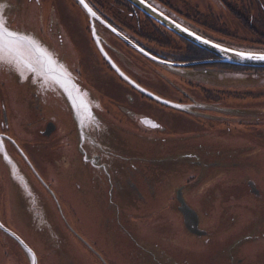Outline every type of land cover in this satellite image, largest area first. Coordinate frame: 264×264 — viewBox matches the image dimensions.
I'll return each mask as SVG.
<instances>
[{
  "label": "flooded vegetation",
  "instance_id": "flooded-vegetation-1",
  "mask_svg": "<svg viewBox=\"0 0 264 264\" xmlns=\"http://www.w3.org/2000/svg\"><path fill=\"white\" fill-rule=\"evenodd\" d=\"M142 1L191 33L215 44L233 49L264 51V0ZM85 3L92 10L91 13L80 0H0V16L11 29L36 38L53 53L56 48L52 29L56 24L63 31L71 33L75 37L71 39L84 52L79 53L81 69L77 76H81L82 81L97 95L95 99L89 98L94 114L90 113L93 122L87 132L96 136L92 139L90 153L99 159L98 164L96 160L89 162L87 154L76 155L83 171L80 170V177L73 176L77 174L74 166L77 160H70L60 140L55 137L60 128L66 130L70 126L69 110L74 115L73 107L60 92L54 93L58 95L56 97L36 89L40 94L33 93L32 101L36 102L32 109L38 118L32 116V109L23 107L22 101V113L13 109L11 118L22 121L26 117L29 122L31 115L34 122L41 119L42 125L35 129L40 138V151L61 153L54 162L55 174H61L59 165H56L60 161V168L67 170L65 174L69 175L67 180L81 178L85 183L84 187H75L80 192L78 195L86 198V203L91 206L89 212L94 215L92 217L102 223L104 239L112 238L106 247L105 240L95 236L101 243L96 241L91 245L94 255L88 250L90 257L96 256L99 264H111L108 258L123 264H264V178L261 175H248L243 185L239 186L238 180L230 177L223 185L224 175L230 173L223 166L236 169L238 165L230 161L231 147L225 149L227 153L216 155L208 151L205 156L196 154L200 151L194 148L187 149L190 153H185L180 159L188 158L190 164L195 166L203 158L207 162L204 170L218 168V182L213 184L216 187H207L211 184L206 178L188 176L182 168L178 170L174 167L173 151L183 152L184 148L183 151L179 149L181 146L174 144L177 139L171 136L172 133L184 138L188 133L197 136L205 133L218 135L222 125L230 127L237 120H260L264 113V69L219 62L220 57L164 27L129 0H85ZM94 34L98 36L97 39ZM150 62L168 69L205 70L215 67L243 72L245 78L258 80L261 90L245 92L246 95L252 94L253 100L248 96L244 97L242 103H229L226 99L230 97L212 96L205 88L206 91L201 92L193 89L191 92H179L181 90L177 89L172 92V82L164 81L153 72L155 79L167 88L163 93L155 87L153 76H141L131 70L134 66ZM72 65L77 71V65ZM2 66L8 72V65ZM0 80L8 83V75H0ZM37 88L40 86L37 85ZM9 98L8 90L0 84V169L6 168L7 184L8 151L20 156L18 147L22 148L12 134ZM105 101L110 103L115 114L109 112ZM54 105L59 114L49 113L48 110L55 109ZM65 106L67 113H64ZM97 114L100 118L95 116ZM107 115L114 119L113 123L112 119L107 123L117 130L116 135L111 134L110 138L102 124ZM164 136L171 137L174 143L167 147L156 146L158 139L169 138ZM227 136L231 137L230 134ZM123 140L130 143L123 144ZM132 142L142 144L143 149H131ZM165 149L173 151L170 155L167 152L165 156L170 159L164 163L162 153ZM132 152L136 154L131 156ZM82 157L84 165L80 161ZM16 158L26 166L25 173L22 165L18 164L26 175L27 189L14 188L13 192L8 190V193L23 192L22 196H31L34 202H38L44 216L37 219L45 226L51 220L64 222L58 217V212L55 213V205L58 208L70 207L66 203L69 201L68 193L64 192L61 196L49 193L47 186L41 184V178L50 181L49 177H44L39 171L36 175L32 163L26 162L23 157ZM125 159L133 160L132 169L127 170ZM156 159L161 161L159 166L168 163L164 171H157ZM181 200L198 213L201 234L190 231V220L181 209ZM218 203L224 206L223 213L217 208ZM234 208L243 212V216L246 214L245 217L240 213L238 215ZM222 214L223 218H220ZM228 216L231 219L228 220ZM0 220L7 226L1 217ZM212 220L218 222L220 227L210 224ZM205 223L210 228H206ZM221 223H225L224 226ZM5 234L8 238V234ZM191 240L205 247L206 251L197 250L195 245L190 244ZM56 250L55 246L52 252H46L49 253L47 256L55 257L53 259L69 257L56 253ZM158 252L162 256L156 255ZM26 261L29 260L26 258ZM38 261L40 264L39 257Z\"/></svg>",
  "mask_w": 264,
  "mask_h": 264
},
{
  "label": "rangeland",
  "instance_id": "rangeland-1",
  "mask_svg": "<svg viewBox=\"0 0 264 264\" xmlns=\"http://www.w3.org/2000/svg\"><path fill=\"white\" fill-rule=\"evenodd\" d=\"M41 22L43 23V20ZM94 30L95 29L93 28V32ZM52 32L55 37L54 45L56 48L54 56L57 58L59 62L60 61L62 62L63 68H65L66 72L70 76H72L73 79L76 80V84H79L84 90H86V96L90 99H95L97 97L95 91L89 85H86V83L82 81L81 76H77V73H80V69H81L80 67L81 57L79 53L83 52L82 47L76 45V43L72 40L75 37L72 36L71 33H68L67 30L63 31V29L59 28L58 25L56 24L54 25ZM94 37H96L97 39L98 36L94 34ZM64 59L71 62H65L63 61ZM72 63H75L77 65L76 66L77 71H75L74 69L75 67L74 65H72ZM4 64H8V72L4 71L5 69L2 66ZM16 65H18V63L10 60L9 57H8V61L1 60L0 62V75H8V83H3V81L0 80V84L8 90V96L10 97L8 99L10 118L13 109H15V111L17 112L22 113L20 101H22V105L25 109L30 110L33 108L34 102L36 101H32V98H33V93L36 92V89L46 91L47 93H49L48 94L49 96H51L50 93L54 94L57 90V87L52 82H45L43 78H42L43 81L42 82L41 79L35 76L33 73H29L28 75L25 76L24 75L20 76L15 70ZM126 65L130 67L128 62H126ZM131 70L137 72L141 76L143 74L151 77L153 76L152 78L155 81V87L158 88L163 93L166 92L167 88L155 79L153 72L154 73L156 72L157 76L163 79L164 81L172 82L171 83L173 85L172 88L174 89V90L170 89L172 92H175V89L181 90L179 92L182 91L191 92L192 89L201 92V91H206L205 89H207L210 93H212L211 94L212 96H220L222 98L225 96L230 97L226 99V102L229 103L231 102L242 103L245 100L244 97L248 98V96L252 97L253 100L254 98L252 94L246 95L245 92L247 91L252 92V90L253 91L261 90L259 88L258 80L249 77L245 78L244 77L245 74L243 72H238V71L236 72L235 70L225 71L215 67H211L205 70L168 69L151 62L150 64H143V66H134L133 68H131ZM147 70L150 72L147 73L144 72ZM124 75L126 74L124 73ZM229 76H233V78H230ZM126 78L128 79L127 76ZM37 85H39L40 88H37ZM140 87L146 90L142 86ZM35 94L37 95L40 94V91H37ZM54 95L56 97L58 96L56 94ZM11 101L12 103H10ZM105 103L107 108H109V112L115 114V112L110 106V103L108 101H105ZM54 107L55 109L48 110L49 113L59 114L57 113L56 105H54ZM65 108L66 109L64 113L65 112L67 113V106H65ZM73 111L75 113L76 120H81L82 121L81 123H83L84 115L81 112L76 113L75 109ZM100 111L104 112L103 108H100ZM32 112H33L32 116H35L37 119L38 116L35 115L33 109ZM67 114H69V118L71 119V123L69 121L70 126H68L66 130L64 128H60L58 130V134L55 136L56 139L58 138L60 140V143L62 144V149L66 150L65 152L66 154H68L70 160L73 161L74 159L77 160L76 155H82L83 153L85 155L86 154L88 155L89 162H92L94 160L98 161L99 159L92 157L90 153V148L92 147V139L96 138L95 134L92 132H87L88 130L86 129L85 123L82 124L84 128L83 132H81V134L78 132L79 134H77L75 131L76 121L74 119V115L70 110L69 113ZM20 115L22 116V114ZM262 115H263L262 118L258 121L256 119H252V120L245 119L243 121L237 120L236 123H231L230 127L228 126L224 127L222 125L218 135L212 133H208V134L205 133L204 135L197 136L188 133L187 135H185L184 138L182 135H172L173 134L172 133L171 136L177 139L175 143L173 142L171 137L164 136L169 138L161 139V140L158 139L155 145L156 146L162 145L164 147L166 145L167 147L169 144L171 145V143L173 142L176 146L179 147L181 146L179 149H182V151L184 148L183 152L173 151L170 149H168L170 150L168 151L165 149L162 153L164 157L163 158L164 163L170 159L167 156H165L167 152L168 155H170L173 151L172 161L174 163L173 164L174 167H177L178 170H181L182 168L184 170L183 173L189 174L188 176L191 175L193 177L195 176L199 178L201 177L206 178V180H209L208 182L211 184L208 185L207 187H216L213 186V184L218 182V177H216L218 168H214L213 170H208V169L204 170L205 164L207 163L206 159L202 158L198 161L200 165L197 163L196 165L198 166L196 165L192 166L190 164V159L185 157H182L180 159V157L185 153H190V151L187 150L190 148H194L195 150L200 151L196 154L205 156V153H207L208 151H212L216 155L220 153H227L228 151H226L225 149L227 147H231V154L228 153L232 156L230 161L231 163L236 162L238 165L236 166V169L234 168L230 169L228 168V166L226 167L223 166V169L225 171H230V173L224 175L225 179H223L222 184L224 185V182L227 181L230 177H234L236 178V180H238L237 184H240L239 186H242L243 182H245L248 175H252L255 177L261 175V178H264V144H263L264 143V113ZM29 116H30L29 122H28V118L26 117H24L22 121H16V119L11 118L12 134L19 141L22 148L18 147L17 145V147L19 148L20 156L15 155L13 152H9V151H8V155L10 156L11 160L14 163H16L17 165L19 164L20 166L22 165L24 172L26 171L25 170L26 166H24L22 160L16 158V156L20 158L23 157L26 162L32 163L34 166L33 172L36 175H38V173L40 172L41 175H44V177H49L50 181L41 178L42 186L43 187L47 186L46 188L49 191V193L51 194L55 193L61 196L64 195L63 194L64 192H67L68 193L67 198L69 201L68 202L66 201V203L70 207L59 206L60 208H58L55 205V210H57L55 211V213L58 212L57 213L58 217L63 219L64 222H62L61 220L59 221L51 220L52 222L49 225L45 226V224H42L37 219L40 217L42 218L44 216L42 215L44 210L38 204V202H34L31 199V196H22L23 192L22 194H20V192L18 191L16 194L8 193L10 192L8 190H12L13 192L14 188H17V190L22 188L21 184H19L15 180L14 175H12V171L8 166V184H7V180L5 179L6 178L5 174H7V172H4L6 168H4V170L0 169V176H1L0 177V217L7 226H5L4 224L3 225L7 227L8 230L12 232L14 235L20 237L24 242H26L34 250L35 253L39 254L38 257L42 261V262L40 261V264H99L100 261L96 258V256H94L93 258L90 257V254H88V250L92 253L93 256L94 249L91 248V245H94L96 241L99 244L101 243V240L98 239V237H100L102 240H105L104 244L106 247H107L106 243L111 241L112 238L107 236L108 238L104 239L105 229L102 226V223L96 221L98 219L92 217L94 215H91V213L89 212L91 206H89L86 203L85 201L86 198L85 197L82 198L78 195L80 194V192L75 187L85 186V183L81 181V178L80 180H74V181L67 180L69 175L67 176L65 174V171L67 170L64 171L60 168V161H58L56 165H59L58 169L61 171L60 172L61 174L60 175L55 174L54 162H56L57 157L59 158V156H61V153L58 154L56 152L54 154L51 153L50 151L43 153L42 151H40L39 149L40 138L39 135L36 133L35 129L37 128V126L42 125L43 121L40 122L41 119H39L38 122L37 120L34 122L32 116L31 115ZM95 116L99 117L98 114ZM39 117L41 118L40 115ZM111 119L113 120L111 123H113L114 119L110 115H107L105 117V121L103 120L102 122L106 130V133H108V138H110L111 134L116 135L117 132L115 127L111 128L112 126H109V124L107 123ZM228 128L230 129V131ZM76 130L78 131V129ZM227 134H230L231 137L229 138ZM192 142H196V143H192ZM122 143L128 144L130 143V141L123 140ZM131 149L140 150L143 149V145L137 142H132ZM247 150H248V154H247ZM42 153L46 155H43ZM135 154H136L135 152H132L131 156ZM137 154H141V152H138ZM80 161L81 164L84 165L83 157L81 158ZM159 162L161 161L159 160L156 161V166L158 167L157 171L161 170L162 172L167 168L168 163H166V165L164 166H159ZM98 163L99 161L97 162V164ZM256 163H258L259 166ZM133 164L134 163L132 159L130 160L125 159V167L126 165H128L127 170L131 166H133ZM19 165L18 167L20 171L25 175L26 172L24 173ZM74 166L76 167L77 174H74L73 176L77 177L81 174L79 173L81 168L79 167L78 160L76 161ZM95 169H99V167H95ZM64 175H66V177ZM26 184H27V178H26ZM34 186L38 187L36 184ZM198 186L201 187V184H199ZM61 187L62 188L65 187V189H62ZM72 194L76 196H72ZM18 198H20V203L18 202ZM217 205H218L217 208L222 211V207L224 206H219L220 205L219 203ZM228 208L232 209V206H229ZM220 210L219 212H221ZM234 211H237L236 213L238 215L240 213V215H242L243 218L246 215L244 214L243 216V212H241L238 208H234ZM230 217L231 216H228L227 219L228 220L231 219ZM220 218H223V214L220 216ZM240 221L241 220L239 219V222ZM210 224H214L216 226L218 225V222L212 220ZM221 224L222 226H224L225 223H221ZM205 225L206 228H210L208 223H205ZM218 226L220 227V225ZM190 244L195 245L197 250L206 251L205 247H203L202 245H200L199 243L193 240L190 241ZM55 246L57 249L56 253L60 255L66 254L69 255V257L67 259L65 258L53 259L55 257L47 256L49 255V253L46 252H52ZM21 250H22L21 246L14 240V238L11 235L8 234V238H7L6 234L0 230V264H29V261H26V258L28 260V257L24 254L25 252ZM103 255L105 257L107 256L106 254ZM156 255L162 256L159 252L156 253ZM108 261L111 264H123L111 258H108Z\"/></svg>",
  "mask_w": 264,
  "mask_h": 264
},
{
  "label": "water",
  "instance_id": "water-1",
  "mask_svg": "<svg viewBox=\"0 0 264 264\" xmlns=\"http://www.w3.org/2000/svg\"><path fill=\"white\" fill-rule=\"evenodd\" d=\"M129 1L134 5H136L144 13L149 15L151 18L156 20L158 23L163 25L164 27L178 34L182 38L190 41L197 47L202 48L212 53L213 55L220 57L219 62L237 67L264 69V59L248 58L249 54L255 56H264V51H254L249 49H233L215 44L205 38L195 35L194 33H191L185 27L167 18L165 15L154 9L152 6L148 5L146 2L142 0H129ZM6 27L9 30L16 31L11 29L7 25ZM16 32H19L20 34L35 40L42 49H46L47 52L51 54L52 59L56 62L57 65H62V62L61 61L59 62L57 60V58L54 56L55 54L52 51H50L46 45H43L40 41H38L36 38L32 36L24 34L22 31H16ZM36 56L37 54L35 53L32 54L26 53V59H29L37 67L38 70L36 72L29 70V68H27L23 64H18L16 65L15 68L17 73L20 76L23 75L25 76L28 75L29 73H33L35 76L39 77L41 81L43 78L45 82H52L57 87L56 91L60 92V94L63 95V97L68 100L71 106L75 109L76 113L81 112L84 115L83 123H85L86 129L91 128L93 119L91 118L92 116L90 115V113L94 114V111L92 109L93 108L92 104L90 105V99L86 96V90H84L79 84H76V80L73 79L72 76L64 75L59 71V69H57L55 73H49L48 75H45L44 72L40 70V65L36 62ZM1 60L8 61V56L5 55L3 59H0V62ZM74 119L76 121L75 123L78 132L81 134V132H83L84 130L82 126L83 123H81L82 122L81 120H76L75 113H74ZM8 166L10 167V170L12 171V175H14L15 180L19 184H21L22 188L27 189L25 175L20 171L18 165L11 160L9 155H8ZM181 203H182V208H181L182 211L185 213L186 216L188 215L187 217L190 220L189 221L190 231L195 234H201L199 232L200 230L198 227V223H199L198 213L194 211L192 208H190L184 200H181ZM0 230L3 231L4 233L6 232L7 234L11 235L14 238V240L21 246L22 250L25 252L26 256L28 257L29 264H39L38 256L34 252V250L20 237L10 232L8 228L3 225L1 220H0Z\"/></svg>",
  "mask_w": 264,
  "mask_h": 264
},
{
  "label": "snow or ice",
  "instance_id": "snow-or-ice-1",
  "mask_svg": "<svg viewBox=\"0 0 264 264\" xmlns=\"http://www.w3.org/2000/svg\"><path fill=\"white\" fill-rule=\"evenodd\" d=\"M80 3L84 4L85 8H88L85 0H80ZM88 11L90 13L92 12L90 8H88ZM92 15H95V13H92ZM26 53L37 54L36 62L40 65V70H42L45 75L55 73L57 69L64 75H69L62 65L56 64L51 54H49L46 49H42L32 38L26 37L19 32L9 30L6 27L3 17L0 16V59H3V57L7 55L10 60L18 64H23L29 68V70L36 72L38 70L37 67L29 59H26ZM248 58L264 59V56L249 54Z\"/></svg>",
  "mask_w": 264,
  "mask_h": 264
}]
</instances>
